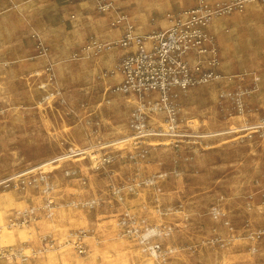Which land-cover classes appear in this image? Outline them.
<instances>
[{"label":"rangeland","instance_id":"obj_1","mask_svg":"<svg viewBox=\"0 0 264 264\" xmlns=\"http://www.w3.org/2000/svg\"><path fill=\"white\" fill-rule=\"evenodd\" d=\"M208 2L220 77L155 108L114 18L194 2L0 0V264H264V0Z\"/></svg>","mask_w":264,"mask_h":264},{"label":"built area","instance_id":"obj_2","mask_svg":"<svg viewBox=\"0 0 264 264\" xmlns=\"http://www.w3.org/2000/svg\"><path fill=\"white\" fill-rule=\"evenodd\" d=\"M188 1L195 5L169 13L167 27L146 34L137 33L127 15H116L113 24L124 29L118 45L126 53L117 66L121 81L113 87L114 92L134 95L143 103H152L149 98L157 94L154 107L163 108L177 96V92L220 77L217 52L208 29L213 16L222 11V6L212 8L208 0ZM93 46L101 47L97 42H93ZM28 221L27 214L16 213L9 217L6 227L23 226ZM2 230L3 225H0V234ZM78 249L80 253L84 252L81 245ZM17 255L21 256V253L13 249L0 252V257Z\"/></svg>","mask_w":264,"mask_h":264},{"label":"crops","instance_id":"obj_3","mask_svg":"<svg viewBox=\"0 0 264 264\" xmlns=\"http://www.w3.org/2000/svg\"><path fill=\"white\" fill-rule=\"evenodd\" d=\"M179 10V8L177 7L176 9H170V10H168L167 12H166V17H167V19H168V15H169V13H173V12H175V11H178ZM169 25V20L167 21V24L165 25V26H163V28H165V27H167ZM156 29H158V28H156ZM154 30V29H153Z\"/></svg>","mask_w":264,"mask_h":264}]
</instances>
